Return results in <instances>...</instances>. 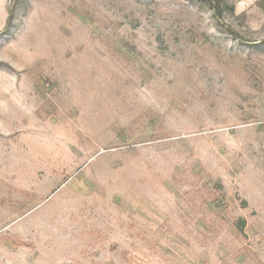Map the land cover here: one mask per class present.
Returning <instances> with one entry per match:
<instances>
[{
	"label": "rangeland",
	"instance_id": "374dc122",
	"mask_svg": "<svg viewBox=\"0 0 264 264\" xmlns=\"http://www.w3.org/2000/svg\"><path fill=\"white\" fill-rule=\"evenodd\" d=\"M0 264H264V0H0Z\"/></svg>",
	"mask_w": 264,
	"mask_h": 264
},
{
	"label": "trees",
	"instance_id": "16d2710c",
	"mask_svg": "<svg viewBox=\"0 0 264 264\" xmlns=\"http://www.w3.org/2000/svg\"><path fill=\"white\" fill-rule=\"evenodd\" d=\"M218 9H219V8L216 6V7H215V11H216V13H217ZM217 15H218V18L221 17V14H219V13H218Z\"/></svg>",
	"mask_w": 264,
	"mask_h": 264
}]
</instances>
